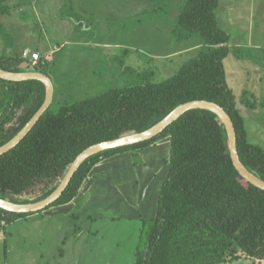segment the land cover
<instances>
[{"label": "trees", "instance_id": "1", "mask_svg": "<svg viewBox=\"0 0 264 264\" xmlns=\"http://www.w3.org/2000/svg\"><path fill=\"white\" fill-rule=\"evenodd\" d=\"M219 2L186 0L177 23L210 48L185 61L172 76L161 81L148 76L75 102L64 101L55 111L51 104L28 134L0 155V197L19 203L42 200L87 147L144 131L178 105L200 99L214 101L230 114L242 162L264 180V149L249 140L226 78L224 60L231 37L219 26ZM22 63V57L0 54V69L23 72L27 68ZM0 94L2 146L41 107L47 89L38 79L0 78ZM164 139L171 146L166 159L169 169L159 190L156 214L142 221L135 264H224L240 254L264 264V189L236 169L225 124L209 109H190L153 138L91 155L48 207L71 202L101 161ZM34 188H40L36 197H23ZM29 214L0 207V227Z\"/></svg>", "mask_w": 264, "mask_h": 264}, {"label": "rangeland", "instance_id": "2", "mask_svg": "<svg viewBox=\"0 0 264 264\" xmlns=\"http://www.w3.org/2000/svg\"><path fill=\"white\" fill-rule=\"evenodd\" d=\"M185 2L0 0V54L22 57L25 71L41 69L50 76L55 111L64 101L148 76L164 80L209 49L178 25ZM216 14L231 35L224 64L248 138L264 149V0H220ZM170 148L164 139L107 158L72 204L52 205L0 227V264H135L142 221L156 214ZM39 192L34 188L23 197ZM224 264L256 263L240 254Z\"/></svg>", "mask_w": 264, "mask_h": 264}, {"label": "water", "instance_id": "3", "mask_svg": "<svg viewBox=\"0 0 264 264\" xmlns=\"http://www.w3.org/2000/svg\"><path fill=\"white\" fill-rule=\"evenodd\" d=\"M0 78L11 81L38 79L45 84L47 89L46 99L41 105V107L37 110V112L12 139L0 146L1 155L15 147L29 133V131L41 118V116L49 109L53 101L54 84L47 73H43L40 71L11 72L0 69ZM195 108L209 109L211 111H214L220 117V119L224 122L228 133L229 148L234 166L239 171V173L248 181H250L257 187L264 189V180L258 178L252 172H250L239 156L237 146V132L230 114L220 104L211 100L200 99L188 101L178 105L165 118H163L158 123L144 131L133 132L114 139L101 141L99 143L87 147L76 156L73 163L68 168L67 172L65 173L64 177L62 178L61 182L56 187V189L42 200L31 203H19L0 197V207L18 213H34L44 210L62 195L69 182L71 181L73 175L88 157L105 149L129 145L153 138L160 132H162L175 120H177L186 111Z\"/></svg>", "mask_w": 264, "mask_h": 264}, {"label": "crops", "instance_id": "4", "mask_svg": "<svg viewBox=\"0 0 264 264\" xmlns=\"http://www.w3.org/2000/svg\"><path fill=\"white\" fill-rule=\"evenodd\" d=\"M230 7V6H229ZM232 9V8H231ZM230 13H229V16H230V20H233V17H232V13H233V10L232 11H229ZM230 37H231V35H230ZM259 37H260V35H259ZM230 46V45H229ZM29 49V48H28ZM27 51H29V50H27ZM230 52H231V48H230ZM230 52H229V54H230ZM227 58V57H226ZM225 58V59H226ZM225 65V64H224ZM227 76H228V72H227V75H226V78H227ZM227 81H228V84L230 85V86H232L231 84H230V82H229V80H228V78H227ZM232 88V87H231ZM234 92V91H233ZM234 94H235V92H234ZM235 97H236V95H235ZM236 101H237V99H236ZM246 126V125H245ZM117 155H120V154H117ZM116 156V155H115ZM119 157V156H118ZM104 161V160H103ZM99 164V163H98ZM97 164V165H98ZM96 165V166H97ZM95 166V167H96ZM94 167V168H95ZM81 194V193H80ZM79 196V195H78ZM78 196H76L71 202H69V203H67V204H72L74 201H75V199L78 197ZM64 205V204H63ZM66 205V204H65Z\"/></svg>", "mask_w": 264, "mask_h": 264}, {"label": "built area", "instance_id": "5", "mask_svg": "<svg viewBox=\"0 0 264 264\" xmlns=\"http://www.w3.org/2000/svg\"><path fill=\"white\" fill-rule=\"evenodd\" d=\"M33 62L34 64H37V62L40 60V54L35 52L32 54Z\"/></svg>", "mask_w": 264, "mask_h": 264}]
</instances>
